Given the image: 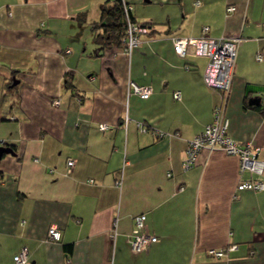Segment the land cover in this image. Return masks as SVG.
I'll return each mask as SVG.
<instances>
[{
    "label": "crops",
    "instance_id": "obj_1",
    "mask_svg": "<svg viewBox=\"0 0 264 264\" xmlns=\"http://www.w3.org/2000/svg\"><path fill=\"white\" fill-rule=\"evenodd\" d=\"M119 1L0 0V145L15 152L0 158V264H15L21 247L26 264H264V189L235 188L250 177L237 156L202 149L182 166L221 93L204 83L206 58L178 55L171 40L204 25L213 37H242L227 134L258 146L264 162V0H123L150 24L130 54L100 19ZM130 80L149 96L131 92ZM139 213L157 239L133 252ZM52 224L59 240L46 238ZM230 244L226 256L208 253Z\"/></svg>",
    "mask_w": 264,
    "mask_h": 264
},
{
    "label": "built area",
    "instance_id": "obj_2",
    "mask_svg": "<svg viewBox=\"0 0 264 264\" xmlns=\"http://www.w3.org/2000/svg\"><path fill=\"white\" fill-rule=\"evenodd\" d=\"M198 3V0L195 1ZM122 16L124 21V31L121 36V43L123 51L130 54L133 47L137 46L141 37L149 32L150 24L135 20L131 16V4L122 0ZM234 9L232 4L225 7L226 13ZM264 28V24H263ZM172 46L174 51L180 56H201L206 58V62L202 71L204 83L211 88L220 90V99L212 108V119L206 124L202 131L196 134L193 138L187 141L185 148V156L182 159V166L184 169L191 167L195 163L198 152L202 149L208 151L213 149H221L226 154H232L238 158V173L241 174L247 171L250 177L240 179L236 183L237 190L251 189L253 191H260L264 189V181L261 178L264 169V162L260 158V148L252 145L250 142H238L227 134V118L225 116V105L228 90L230 87L231 75L234 66L236 50L242 37H213L209 34V27L204 25L201 34L197 37L189 36H172ZM255 59L260 61L263 59V54L257 52ZM131 92L139 97L146 98L151 93L149 85L138 84L134 81L128 82ZM173 97L179 98L180 92L173 91ZM58 104V100L53 101ZM129 121L128 117L124 118V123ZM141 131H146L147 128L141 124L136 123ZM99 129H105L106 123H100ZM153 132L162 137L165 135L160 130H153ZM177 134V133H175ZM37 160V159H34ZM73 160L68 158L66 160V170L70 171ZM117 186L121 184V179L118 178L115 182ZM145 214L139 213L133 216V229L130 236L127 238L130 249L133 252L144 251L157 238L154 234L145 230ZM115 225V223H114ZM115 228L110 234L111 238L115 237ZM60 230L54 224L47 229L46 238L49 240H59ZM235 248L234 244L227 245L224 248H210L208 253L214 257L226 256L227 250ZM28 258V251L26 247H21L19 251L13 255L15 264H26Z\"/></svg>",
    "mask_w": 264,
    "mask_h": 264
},
{
    "label": "trees",
    "instance_id": "obj_3",
    "mask_svg": "<svg viewBox=\"0 0 264 264\" xmlns=\"http://www.w3.org/2000/svg\"><path fill=\"white\" fill-rule=\"evenodd\" d=\"M122 1L120 0L118 3L114 4L110 8L102 7L101 11V20H105L107 22V26L109 30L114 33V39L117 42L115 44H121V36L124 31V21L122 16ZM146 23V22H143ZM109 32V31H107ZM98 34H95V39L97 40ZM1 175V172H0Z\"/></svg>",
    "mask_w": 264,
    "mask_h": 264
},
{
    "label": "rangeland",
    "instance_id": "obj_4",
    "mask_svg": "<svg viewBox=\"0 0 264 264\" xmlns=\"http://www.w3.org/2000/svg\"><path fill=\"white\" fill-rule=\"evenodd\" d=\"M138 1V2H137ZM132 2V5L135 7V6H137V7H146L147 6V4H145L144 3V1L143 0H133V1H131ZM144 13V12H143ZM145 13H148L147 11L145 12ZM87 16H90L89 18H87V22L84 24V26H83V30H85L84 31V34L86 33V29H87V27L88 26H91V22L93 21V20H95V18H93V16H92V14H91V11L89 10L88 11V15ZM137 20L138 21H141V20H146L145 18H137ZM79 24V23H78ZM246 172V171H245Z\"/></svg>",
    "mask_w": 264,
    "mask_h": 264
},
{
    "label": "water",
    "instance_id": "obj_5",
    "mask_svg": "<svg viewBox=\"0 0 264 264\" xmlns=\"http://www.w3.org/2000/svg\"><path fill=\"white\" fill-rule=\"evenodd\" d=\"M17 80L13 81V84L16 83ZM15 154V152L13 151L12 147L9 145H0V158L2 157L3 154Z\"/></svg>",
    "mask_w": 264,
    "mask_h": 264
}]
</instances>
